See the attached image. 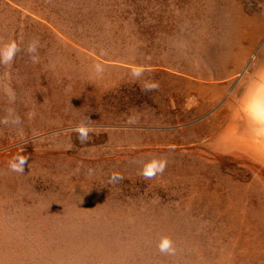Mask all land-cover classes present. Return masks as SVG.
Masks as SVG:
<instances>
[{
  "label": "rangeland",
  "instance_id": "obj_1",
  "mask_svg": "<svg viewBox=\"0 0 264 264\" xmlns=\"http://www.w3.org/2000/svg\"><path fill=\"white\" fill-rule=\"evenodd\" d=\"M5 55L0 264H264V161L228 137L264 0H0Z\"/></svg>",
  "mask_w": 264,
  "mask_h": 264
},
{
  "label": "clouds",
  "instance_id": "obj_2",
  "mask_svg": "<svg viewBox=\"0 0 264 264\" xmlns=\"http://www.w3.org/2000/svg\"><path fill=\"white\" fill-rule=\"evenodd\" d=\"M8 48H11L14 53L17 50V47L14 43L5 46V51ZM28 51L33 53L36 51V43H32L28 47ZM13 59V55H5L2 57V61L4 63H10ZM97 71H101L99 66H96ZM242 112L247 114L250 119L253 121L255 127L253 131L259 135L264 132V76H261L258 81H254L249 89L245 97L241 100L239 105ZM19 118H16L15 122H18ZM80 133V139L86 140L87 131L85 127L81 126L77 129ZM15 170V169H14ZM162 170V168H161Z\"/></svg>",
  "mask_w": 264,
  "mask_h": 264
},
{
  "label": "bare ground",
  "instance_id": "obj_3",
  "mask_svg": "<svg viewBox=\"0 0 264 264\" xmlns=\"http://www.w3.org/2000/svg\"><path fill=\"white\" fill-rule=\"evenodd\" d=\"M264 76V74H259V76H256V78H254V81H258L259 78ZM89 80V79H88ZM87 80V81H88ZM253 83V82H252ZM251 83V84H252ZM42 85V84H41ZM45 86H43L44 88ZM250 87V86H249ZM249 87H246V90L244 91L243 97L242 99L245 97V95L248 92ZM52 88V87H51ZM52 93H53V89ZM87 92V91H86ZM50 93V92H49ZM43 94V93H42ZM44 98L45 95L43 94ZM86 96V94H85ZM89 96V95H88ZM55 97V96H54ZM42 98V96H41ZM52 99V98H51ZM241 99V100H242ZM43 100V99H42ZM71 100V99H70ZM73 100V99H72ZM81 100V99H80ZM83 101V100H82ZM236 101V100H235ZM85 102V101H84ZM232 102V101H231ZM56 103V102H54ZM235 103V102H234ZM241 103V101H240ZM239 103V105H240ZM43 104V103H42ZM46 104V103H45ZM41 105V104H40ZM49 105V104H48ZM54 105V104H53ZM58 105V104H56ZM238 105V110L235 113V117L232 121V124L230 126V130H229V135L232 138V143L230 146L235 147L237 150L241 151V152H245L248 157L252 160L255 161H264V154H262V151L264 153V144L262 145L263 142H261L258 137L253 134L254 131L250 132L248 131V125L250 124L252 126V128L254 129L255 125L253 123V121H251L250 117L245 114L244 112L241 111L240 107ZM49 107V106H47ZM84 107V105H83ZM48 111V110H47ZM227 111V110H226ZM229 111V110H228ZM45 112V111H44ZM45 117V116H44ZM244 118V120L241 122V119ZM44 119V118H43ZM250 129V128H249ZM227 138L224 137V140ZM184 140V139H183ZM230 140V139H229ZM229 140H225V141H229ZM264 140V139H262ZM223 141V140H222ZM225 143V142H224ZM221 149V147H220ZM223 149V148H222ZM225 150V149H224ZM234 154V153H233ZM228 155V154H227ZM243 155V154H242ZM244 160V159H243ZM256 164V163H255ZM258 165V164H257Z\"/></svg>",
  "mask_w": 264,
  "mask_h": 264
}]
</instances>
